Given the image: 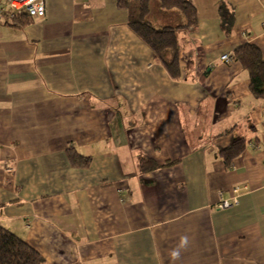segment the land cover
<instances>
[{
	"label": "crops",
	"instance_id": "obj_1",
	"mask_svg": "<svg viewBox=\"0 0 264 264\" xmlns=\"http://www.w3.org/2000/svg\"><path fill=\"white\" fill-rule=\"evenodd\" d=\"M192 1L175 80L117 0H49L27 26L0 0V225L47 264H264V100L221 61L247 43L264 57V0ZM148 19L186 23L159 0ZM235 137L246 148L227 168ZM143 157L160 168L141 172ZM237 187L240 204L220 210Z\"/></svg>",
	"mask_w": 264,
	"mask_h": 264
},
{
	"label": "trees",
	"instance_id": "obj_2",
	"mask_svg": "<svg viewBox=\"0 0 264 264\" xmlns=\"http://www.w3.org/2000/svg\"><path fill=\"white\" fill-rule=\"evenodd\" d=\"M159 2L165 11H179L186 20L185 25L156 28L148 19L151 0H117V7L128 10V25L131 30L150 47L157 61L167 69L170 76L179 80L183 75L180 58L183 44L179 35L190 32L197 26L198 9L192 0H159ZM234 16L233 8L225 1L221 2L219 17L221 27L226 34H230L233 28ZM12 18V24L15 26H27L33 21L25 13L15 14ZM233 57L234 61L241 63L249 75L251 95L256 99L264 100V57L261 49L255 44L247 43L238 46L233 51ZM246 144L247 140L244 137H235L229 147L220 150V155L227 168H230L233 161L243 153ZM67 155L71 165L75 168L88 169L91 166L92 157L85 156L76 149H69ZM172 164L168 163L164 167H170ZM139 165L141 172L160 168L158 164L144 157ZM0 264H47V262L25 240L0 225Z\"/></svg>",
	"mask_w": 264,
	"mask_h": 264
},
{
	"label": "built area",
	"instance_id": "obj_3",
	"mask_svg": "<svg viewBox=\"0 0 264 264\" xmlns=\"http://www.w3.org/2000/svg\"><path fill=\"white\" fill-rule=\"evenodd\" d=\"M12 8V17L15 14L25 13L34 20L42 21L47 16V2L49 0H8ZM221 61L229 63L234 61L233 52L224 54ZM261 140L264 142V133L261 135ZM246 188H234L232 195L228 199H221L218 204L220 210H226L238 206L243 196V191Z\"/></svg>",
	"mask_w": 264,
	"mask_h": 264
}]
</instances>
